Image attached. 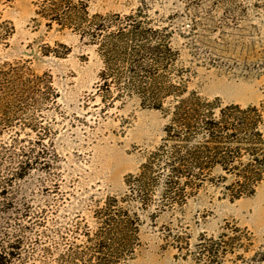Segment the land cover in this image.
Returning <instances> with one entry per match:
<instances>
[{"label":"rangeland","instance_id":"374dc122","mask_svg":"<svg viewBox=\"0 0 264 264\" xmlns=\"http://www.w3.org/2000/svg\"><path fill=\"white\" fill-rule=\"evenodd\" d=\"M41 1L0 0V14L16 28L10 47H0V64L22 58L37 73L52 76L61 95L51 115L58 124L54 145L62 166L51 174L36 169L10 183L19 209L0 212V237L5 232L11 239L24 237L23 255L13 264H95L97 212L109 197L128 207L126 177L137 174L161 144L168 120L142 107L136 96L118 98L109 107L111 99L103 100L99 90L105 64L96 46L70 31L48 30L44 21L33 23ZM89 1L92 12L103 15L148 9L138 21L170 37L190 91L264 112V0ZM62 43L72 48L67 57L43 53ZM8 164L9 159L0 167L4 174ZM187 196L182 206L137 210L140 239L127 264H198L201 240L220 235L242 241L214 264H264V183L235 201L210 183ZM25 225L29 228L22 229Z\"/></svg>","mask_w":264,"mask_h":264},{"label":"trees","instance_id":"16d2710c","mask_svg":"<svg viewBox=\"0 0 264 264\" xmlns=\"http://www.w3.org/2000/svg\"><path fill=\"white\" fill-rule=\"evenodd\" d=\"M35 5L33 23L44 21L48 30L70 31L96 46L105 64L99 90L103 100L111 99L109 107L118 98L136 96L142 107L155 109L168 120L161 144L137 174L126 177L128 207L109 197L97 212L100 242L95 264H127L133 257L140 239L137 210L182 206L189 199L187 191L196 193L205 183L220 188L232 201L253 195L264 183L263 110L190 91L170 37L138 21L148 9L122 16L93 13L89 0H43ZM15 32L14 23L0 14L1 48L10 47ZM71 52L63 43L43 51L59 58ZM60 96L52 76L37 73L31 61L20 58L0 64V167L9 159L8 171H0V212L19 209L11 182L36 169L51 174L62 166L54 145L58 124L51 115ZM160 193L162 198H155ZM9 236L5 232L0 237V264H13L23 255L24 237ZM239 241L240 237L223 235L201 240L196 261L203 264L200 256H207L211 264L219 263Z\"/></svg>","mask_w":264,"mask_h":264}]
</instances>
